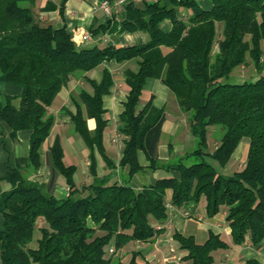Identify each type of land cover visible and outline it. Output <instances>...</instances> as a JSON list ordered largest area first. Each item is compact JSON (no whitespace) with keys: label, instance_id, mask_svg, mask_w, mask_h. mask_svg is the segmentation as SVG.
I'll use <instances>...</instances> for the list:
<instances>
[{"label":"trees","instance_id":"16d2710c","mask_svg":"<svg viewBox=\"0 0 264 264\" xmlns=\"http://www.w3.org/2000/svg\"><path fill=\"white\" fill-rule=\"evenodd\" d=\"M67 1L60 4L62 15ZM108 1L113 5L116 0ZM210 1V9L199 0L131 1L124 8L122 25L129 33L145 34L147 42L80 49L65 27L41 22L34 10L36 0H0V84L22 88L19 96L0 93V121L14 138L20 131L32 132L28 155L6 173L11 188L0 195L3 264H150L139 260L138 252L126 263L115 253L108 255V248L117 252L131 242H153L171 206L188 209L202 201L208 218L226 212L234 245L264 244V74L255 81L224 82L248 59L264 72V0ZM166 20L172 23L167 32L162 28ZM111 22L92 34L104 32ZM110 61L137 65V70L124 71L130 90L118 123L125 138L120 167L127 174L123 181L111 183L98 176L95 150L114 167L103 144L108 126L103 98L111 92L113 75L108 68L100 82L86 75ZM74 77H83L92 88L81 91L83 107L76 106L71 124L90 150L93 182L76 185L77 167L65 164L62 142L56 137L49 152L51 165L69 188L68 195L58 199L32 176L41 167L43 146L55 124L50 107ZM149 79L161 80L176 96L196 141L193 150L172 154L166 161L157 155L164 108L155 107L153 97L138 108ZM89 119L96 122L94 132ZM213 126L224 132L210 151ZM244 139H249L244 168L223 172ZM140 152L147 166L141 165ZM156 170L168 175L141 190L130 185L136 174ZM174 239L190 264H215V252L230 248L213 232L203 243L179 233ZM243 264L263 263L253 258Z\"/></svg>","mask_w":264,"mask_h":264},{"label":"crops","instance_id":"0c3cea01","mask_svg":"<svg viewBox=\"0 0 264 264\" xmlns=\"http://www.w3.org/2000/svg\"><path fill=\"white\" fill-rule=\"evenodd\" d=\"M104 0H68L63 15L60 14V4L62 0H36L34 10L39 15L44 25H50L55 29L65 27L70 32L78 48H88L93 46L105 47L115 45L117 47H128L131 45H141L147 42L148 38L141 32L129 33L122 25V15L125 6L131 1L139 0H116L112 5L111 16L107 15L101 8ZM157 2L158 0H146ZM201 6L210 9V0H199ZM47 5L51 8L44 10ZM186 16V13H182ZM112 20L108 29L101 31L98 35H93L92 30L101 29L108 21ZM162 28L170 31L172 23L166 20ZM89 35L91 41H84L83 36ZM108 68L114 80L110 94L104 96V119L108 126L104 131L103 144L107 158L114 167L106 163L104 158L95 150L97 160L98 176L107 177L111 182L123 181L127 171L120 167V162L125 149V138L118 132V123L125 107L130 88L125 83L124 71L128 68L137 70L134 61L118 63L115 61L106 62L97 69L86 75L100 82L103 76V69ZM82 90L91 92L92 88L83 77H74L68 86L58 94L50 107V112L55 116V124L52 132L43 146L41 167L32 179L46 191L56 198L62 199L68 195V185L64 176L54 172L50 160V147L56 137H60L64 149V162L66 165H75L77 172L74 181L77 186L82 187L93 182L90 174V150L81 137L75 132L74 125L71 124V114L76 112V106L83 107L80 97ZM2 96H19L22 88L9 83L0 84ZM153 97V104L157 108H164L165 122L162 127V135L157 148V155L161 161L169 160L174 155H183L193 150L196 141L190 133L188 117L178 105L176 96L166 87L161 80H147L141 96L139 109ZM89 129L94 132L96 122L94 119L88 120ZM11 128L0 121V195L9 190L11 185L4 179L6 173L11 168H15L17 161L21 157H26L30 150V140L32 132L23 130L12 137ZM217 145V144H216ZM216 146L212 148V151ZM244 147V146H243ZM242 144L233 155L228 164L226 172H229V165L242 158L247 160L249 145L243 148ZM139 161L142 166H147L148 161L143 152L139 153ZM241 165V164H240ZM238 165V166H240ZM168 175L163 170L145 171L136 174L130 182L135 190H141L147 185H152L158 178ZM206 202L199 205H191L188 209H176L170 207L168 220L160 226L161 232L155 240L150 243L131 242L130 245L122 249L126 256L122 261L129 262L134 252L139 253V260H146L150 264H190L183 260L185 251L180 249L179 244L174 239V234L179 233L186 236H194L197 242L203 243L207 240L209 232L221 235L228 242L230 248L215 252V264H243L246 259H257L264 264V244L260 247H253L250 243L236 246L232 243L231 228L226 221V212H222L214 218H208L206 214ZM3 218L0 215V229ZM128 251L126 252V250ZM121 251H118V255ZM122 252L120 254H122ZM116 256V255H115ZM120 256V255H119ZM120 258V257H118ZM121 259V258H120ZM0 264H3L0 260Z\"/></svg>","mask_w":264,"mask_h":264},{"label":"rangeland","instance_id":"374dc122","mask_svg":"<svg viewBox=\"0 0 264 264\" xmlns=\"http://www.w3.org/2000/svg\"><path fill=\"white\" fill-rule=\"evenodd\" d=\"M218 31H219V36H220V34H221V26H218ZM262 74H264V72L263 73H259L255 69V67L253 66L251 60L248 59V63L246 65L237 68L234 71V73L232 74V76H230L227 80H224V82L231 83V84H234V83H238L239 84V83H242V82H245V81H255V80L259 79V77ZM223 132H224V130H223V128L221 126L210 127V132H209V136H208V143H209L210 151H212V148L214 146H216V144H218L220 136L223 135ZM241 144H242V147L243 146L245 147V151L244 152H246V147H247V145H249V139H244ZM245 163H246V161H243L242 158L239 160L238 163L236 161L232 162L231 166L229 165V172H234V171H237V170H241L242 168H244ZM238 165H240V166H238ZM227 168L228 167L223 169V172H226ZM128 245H130V244H128ZM123 249H125V248H123ZM128 249L126 250V252L128 251ZM121 250H119V251H121ZM113 253H115L116 257H120L121 259L126 257L124 255L125 254L124 252H122V254L119 253V255H120L119 256L117 254L118 251L116 252L115 249L113 248V246H110L108 248L107 254L111 255ZM218 262L221 263V260H219V258H218Z\"/></svg>","mask_w":264,"mask_h":264},{"label":"built area","instance_id":"2783aa9c","mask_svg":"<svg viewBox=\"0 0 264 264\" xmlns=\"http://www.w3.org/2000/svg\"><path fill=\"white\" fill-rule=\"evenodd\" d=\"M139 1H143V0H139ZM101 8L103 9V11L107 15L111 16V14H112V5H111V3L108 0H104L102 2ZM83 40L87 42V41H91L92 39H91V37L89 35H84L83 36Z\"/></svg>","mask_w":264,"mask_h":264}]
</instances>
